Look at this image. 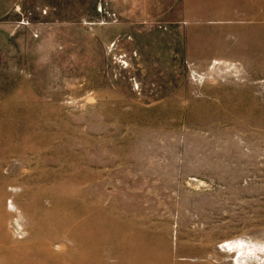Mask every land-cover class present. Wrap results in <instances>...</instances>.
<instances>
[{
	"label": "rangeland",
	"instance_id": "obj_1",
	"mask_svg": "<svg viewBox=\"0 0 264 264\" xmlns=\"http://www.w3.org/2000/svg\"><path fill=\"white\" fill-rule=\"evenodd\" d=\"M238 239L264 244V0H0V264Z\"/></svg>",
	"mask_w": 264,
	"mask_h": 264
},
{
	"label": "bare ground",
	"instance_id": "obj_2",
	"mask_svg": "<svg viewBox=\"0 0 264 264\" xmlns=\"http://www.w3.org/2000/svg\"><path fill=\"white\" fill-rule=\"evenodd\" d=\"M219 249L231 255V263L234 264L264 263V244L261 243L242 239L226 240L220 243Z\"/></svg>",
	"mask_w": 264,
	"mask_h": 264
}]
</instances>
